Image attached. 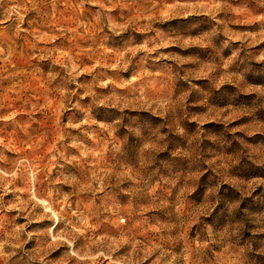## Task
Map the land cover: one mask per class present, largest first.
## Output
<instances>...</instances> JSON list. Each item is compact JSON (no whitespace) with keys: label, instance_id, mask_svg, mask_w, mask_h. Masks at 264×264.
I'll list each match as a JSON object with an SVG mask.
<instances>
[{"label":"rangeland","instance_id":"rangeland-1","mask_svg":"<svg viewBox=\"0 0 264 264\" xmlns=\"http://www.w3.org/2000/svg\"><path fill=\"white\" fill-rule=\"evenodd\" d=\"M0 264H264V0H0Z\"/></svg>","mask_w":264,"mask_h":264}]
</instances>
